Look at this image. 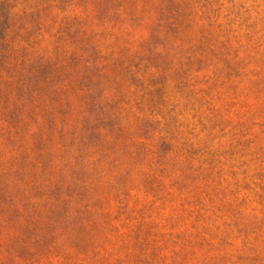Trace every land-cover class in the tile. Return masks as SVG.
I'll list each match as a JSON object with an SVG mask.
<instances>
[{
  "label": "rangeland",
  "instance_id": "rangeland-1",
  "mask_svg": "<svg viewBox=\"0 0 264 264\" xmlns=\"http://www.w3.org/2000/svg\"><path fill=\"white\" fill-rule=\"evenodd\" d=\"M0 264H264V0H0Z\"/></svg>",
  "mask_w": 264,
  "mask_h": 264
}]
</instances>
